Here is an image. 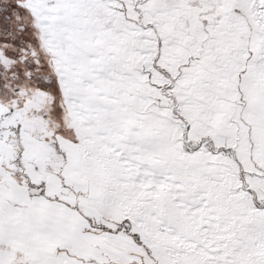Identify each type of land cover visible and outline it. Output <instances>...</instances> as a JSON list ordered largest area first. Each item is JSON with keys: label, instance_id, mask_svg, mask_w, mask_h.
<instances>
[{"label": "snow or ice", "instance_id": "obj_1", "mask_svg": "<svg viewBox=\"0 0 264 264\" xmlns=\"http://www.w3.org/2000/svg\"><path fill=\"white\" fill-rule=\"evenodd\" d=\"M0 264H264V0H0Z\"/></svg>", "mask_w": 264, "mask_h": 264}]
</instances>
